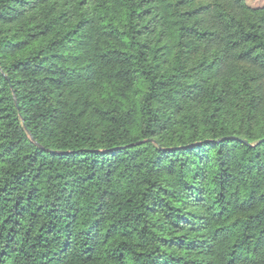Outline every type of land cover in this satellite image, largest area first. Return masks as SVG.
<instances>
[{
	"label": "trees",
	"instance_id": "1",
	"mask_svg": "<svg viewBox=\"0 0 264 264\" xmlns=\"http://www.w3.org/2000/svg\"><path fill=\"white\" fill-rule=\"evenodd\" d=\"M0 264H264V4L0 0Z\"/></svg>",
	"mask_w": 264,
	"mask_h": 264
},
{
	"label": "rangeland",
	"instance_id": "2",
	"mask_svg": "<svg viewBox=\"0 0 264 264\" xmlns=\"http://www.w3.org/2000/svg\"><path fill=\"white\" fill-rule=\"evenodd\" d=\"M248 3L254 7L262 6L264 4V0H247Z\"/></svg>",
	"mask_w": 264,
	"mask_h": 264
},
{
	"label": "water",
	"instance_id": "3",
	"mask_svg": "<svg viewBox=\"0 0 264 264\" xmlns=\"http://www.w3.org/2000/svg\"><path fill=\"white\" fill-rule=\"evenodd\" d=\"M59 152L63 153L62 151H59Z\"/></svg>",
	"mask_w": 264,
	"mask_h": 264
}]
</instances>
